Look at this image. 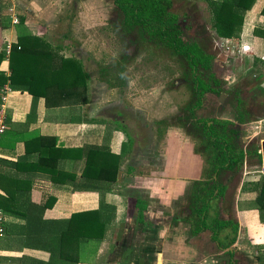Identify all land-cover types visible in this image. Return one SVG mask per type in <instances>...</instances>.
I'll return each instance as SVG.
<instances>
[{
  "label": "crops",
  "instance_id": "crops-1",
  "mask_svg": "<svg viewBox=\"0 0 264 264\" xmlns=\"http://www.w3.org/2000/svg\"><path fill=\"white\" fill-rule=\"evenodd\" d=\"M182 1L193 10L208 8V0ZM73 3L0 0V110L4 105L6 119L0 136V264H229V251L211 230L193 235L184 220L191 214L194 184L208 180V150L198 151L170 120L138 111L122 95L102 98L107 93H97L86 63L90 52H60L46 40ZM257 29L264 30V0L246 13L240 39L227 40L245 47L234 49L247 53L244 65L250 58L264 62V38ZM25 34L44 39L56 52H12ZM196 115L190 118L197 127L203 122ZM253 137H245L246 144ZM248 158L254 157L213 178L223 187L220 220L239 224L231 251L237 264H251L243 253L249 258L251 247L264 242L255 206L245 208L257 198L254 183L264 176V165L254 158L258 164L244 170ZM58 222L65 244L53 259L51 247L34 232L44 229L49 239Z\"/></svg>",
  "mask_w": 264,
  "mask_h": 264
},
{
  "label": "rangeland",
  "instance_id": "rangeland-1",
  "mask_svg": "<svg viewBox=\"0 0 264 264\" xmlns=\"http://www.w3.org/2000/svg\"><path fill=\"white\" fill-rule=\"evenodd\" d=\"M187 7L184 1L174 0L173 11L181 17L186 40L198 42L206 54L216 57L219 65L218 69L203 72L201 78L208 83L211 72H215L221 83L218 91L206 93L201 106L196 108H202L197 111L202 114L197 116L200 117L199 122L204 125L216 120V126L218 122L220 124L231 119V123L226 122V128L231 130L239 124L237 119L242 114L248 125L241 128L242 130L238 129L239 137H254L251 143L246 144L247 141H244L240 146L245 151V148H249V152L257 150L264 140V124H259L264 118V64L261 62L259 65V62L248 69L255 60L250 58V61H247L250 62L249 65H244L247 53L241 50L233 52L234 47L242 49L241 45L217 38L216 32L209 27L211 16L208 10L201 9V12ZM136 36L141 37L137 32L130 38L124 34L121 17L112 0H75V3L59 15L58 23L47 33L46 40L59 48L60 52H90L91 57L85 58L86 63L88 70L95 75L97 93L101 96L107 93V96L102 98L109 100L111 92H114L116 96L122 95L127 102L134 103L138 111L142 108L160 119L167 118L174 128L181 129L191 136L198 151L203 153L205 146L202 144V137H199L200 134L196 131L195 121H191L194 108L200 100L193 91V84L186 73V60L151 41L144 46L143 41L136 39ZM121 68L125 69L123 77L119 73ZM226 96L230 97V101L222 107ZM104 112L110 113L108 110ZM252 121L253 124H249ZM163 126L164 129L167 128V125ZM229 133L227 131V138L236 139ZM207 142H210V139H207ZM232 142H237V139H230L229 143ZM207 157L209 162L211 158L212 162L215 161V157L209 152ZM253 160L254 158L245 161L242 168L253 169L258 164ZM254 206L255 202L245 208L251 211ZM251 248L253 249L249 258L248 253H243L244 259L250 260L251 264H259L258 257H264V242ZM239 256L243 258L241 254Z\"/></svg>",
  "mask_w": 264,
  "mask_h": 264
},
{
  "label": "trees",
  "instance_id": "trees-1",
  "mask_svg": "<svg viewBox=\"0 0 264 264\" xmlns=\"http://www.w3.org/2000/svg\"><path fill=\"white\" fill-rule=\"evenodd\" d=\"M112 1L116 6L118 15L121 17V27L125 35H128L130 32L132 34L137 32V35L139 34L141 37L138 38L136 36L135 38L142 40L144 46L151 41V43L160 46L167 52H172L186 60V73L193 84V91L200 100V103L195 108L201 106L202 98L206 93L216 92V88L220 85V82L215 73L211 72L208 83L201 78L203 72L212 71L216 57L206 54L198 42H189L186 40L181 17L173 11L174 0ZM255 2L256 0H224L222 2L208 0L207 10L212 19H210L209 27L216 32L218 39H240L244 17L252 9ZM255 34L264 38V30L257 29ZM15 49H20L18 52H56L50 43L42 38L29 34L20 36L19 43L12 48V52ZM124 71V68H121L119 71L122 77L124 76ZM239 105L240 101L238 100V107ZM237 120L239 124L245 123L242 114L238 116ZM216 123L217 121L215 120L213 123L208 122L204 125L200 124L197 126L200 137H202V144L212 157H215V161L212 162V158L211 162H209L210 159L207 161L209 165V168L206 169L208 180L194 184L189 204L191 214L184 220L192 226L193 235L202 231L211 230L214 241L218 242L222 249H228L233 247L237 242L239 224L235 221L224 222L220 220L219 201L223 196V187L213 178L216 174L218 175L224 170H236L249 156L254 157L261 164L262 155L258 149L249 152L241 148L238 130L236 128L228 130L226 128L228 123L220 122L219 124L218 122L215 126ZM161 124H164V122H160ZM227 131L236 137L237 142L229 143L230 139L232 141H236V139L234 137L227 138ZM207 139H210V142H207ZM203 141L206 143H203ZM90 149L97 152L110 153V150L106 147H92ZM100 172L105 175L107 168L102 169ZM253 189L257 192L255 207L260 222L264 224V176L259 182L254 183ZM37 209H39L38 206ZM44 209L41 208L42 211ZM24 217L28 220V216ZM33 219L31 220L38 221L37 217ZM62 229L63 227H60L59 222L57 225H53L51 238L49 239H44V229L37 228L34 232L35 235L40 236L39 242L51 247L53 259L60 255L62 245L65 244L66 231ZM228 255L230 256L229 264H237L233 258L234 253L229 251ZM258 258L259 264H264V257Z\"/></svg>",
  "mask_w": 264,
  "mask_h": 264
},
{
  "label": "built area",
  "instance_id": "built-area-1",
  "mask_svg": "<svg viewBox=\"0 0 264 264\" xmlns=\"http://www.w3.org/2000/svg\"><path fill=\"white\" fill-rule=\"evenodd\" d=\"M11 13H12V18H13V22L14 23H19V19L16 15H14V9H10ZM9 50L11 49L10 46H8ZM245 47H242V49H244ZM235 49V47L233 48V50ZM231 50V49H230ZM10 89L6 88L4 89V93L9 92ZM3 101L6 103L7 97L6 95H3ZM4 105H2L1 110H0V136L5 132L6 130V119H5V112H4ZM3 235V229L0 228V236Z\"/></svg>",
  "mask_w": 264,
  "mask_h": 264
},
{
  "label": "water",
  "instance_id": "water-1",
  "mask_svg": "<svg viewBox=\"0 0 264 264\" xmlns=\"http://www.w3.org/2000/svg\"><path fill=\"white\" fill-rule=\"evenodd\" d=\"M219 64L221 65V63H219ZM218 68H219V65L217 64V60H215L212 71H213L214 69H218ZM215 71H216V70H215ZM214 73H215V72H214ZM222 99H223V98H222ZM229 101H230V97H229V96H226V97L224 98V100H223V105H224V106L228 105ZM244 141H247V139H246V138H241V137H239V142H240V143H242V142H244ZM262 158H263L262 160H263V165H264V141L262 142ZM232 249H233V247H230L229 249H227V251H232Z\"/></svg>",
  "mask_w": 264,
  "mask_h": 264
},
{
  "label": "flooded vegetation",
  "instance_id": "flooded-vegetation-1",
  "mask_svg": "<svg viewBox=\"0 0 264 264\" xmlns=\"http://www.w3.org/2000/svg\"><path fill=\"white\" fill-rule=\"evenodd\" d=\"M128 35H129L128 38H130V37L133 36V34H132L131 32H130ZM220 85H221V83H220ZM220 85H219V87H221ZM216 89H217L216 91H218L219 88L217 87ZM223 106H224V105H223ZM223 106H222V107H223ZM200 109H201V108H200ZM200 109L197 110L196 108H194V110H195V111H194V115H196V114H197V111H199ZM196 116H197V115H196ZM197 130H199V129L197 128ZM239 144H240V142H239ZM260 154L262 155V150L260 151ZM262 159H263V158H262ZM262 163H263V160H262Z\"/></svg>",
  "mask_w": 264,
  "mask_h": 264
}]
</instances>
